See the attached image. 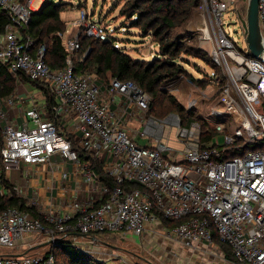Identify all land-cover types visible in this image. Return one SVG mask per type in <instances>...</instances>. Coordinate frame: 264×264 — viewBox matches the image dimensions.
<instances>
[{"label":"built area","instance_id":"built-area-1","mask_svg":"<svg viewBox=\"0 0 264 264\" xmlns=\"http://www.w3.org/2000/svg\"><path fill=\"white\" fill-rule=\"evenodd\" d=\"M202 1L201 9L194 12L203 25L198 30L205 43L214 40L209 54L222 68L225 80L218 89L219 104L211 109L217 119L206 120L218 133L209 144L201 141L199 122L186 126L174 113L164 119L148 115L151 97L136 83L113 79L106 86L96 75L76 73L73 55L80 48L81 37L109 40L105 30L88 21L86 11H81L75 24L82 30L74 38L59 34L66 39L69 55L63 68L52 69L44 60L46 46L36 48L20 31L30 22L32 0H0L11 20L0 38V61L18 82L24 74L44 84L57 98L51 109L36 101L29 107L15 95L0 100V183L2 176L9 181L11 170L24 164L46 165L59 156L76 167L91 192L99 190L97 200L75 199L65 214L53 205L33 201L43 220L17 208L2 211L0 264H55L53 253L2 252V248H23L31 235H45L53 245L69 235H85L91 243L98 241L91 236L101 233L141 236L160 220L156 213L171 221L185 220L163 229L169 240L193 248L202 242L214 244L217 237L230 249L234 264H264V144L232 158L223 157L226 147L264 143V62L251 57L248 47L242 51L223 27L224 13L238 0ZM259 16L264 35V0H259ZM32 96L33 100L37 97ZM117 96L122 116L112 108ZM228 118L236 123L234 135L221 122ZM61 119H65L68 133L63 132ZM133 120L140 125L136 133L128 129ZM173 127L184 145L182 152L163 141L166 133L171 137ZM222 133H226L224 143ZM80 150L90 160L82 161ZM178 156L181 161H176ZM93 161L100 162L112 178V188L101 180ZM130 184L139 187L128 189ZM13 188L19 197L28 199L20 187ZM0 194L10 195L11 191L1 188Z\"/></svg>","mask_w":264,"mask_h":264},{"label":"trees","instance_id":"trees-1","mask_svg":"<svg viewBox=\"0 0 264 264\" xmlns=\"http://www.w3.org/2000/svg\"><path fill=\"white\" fill-rule=\"evenodd\" d=\"M19 1L27 3L29 0ZM66 2L63 0H44L38 10L32 11L28 25L20 30L24 38H30L34 41L36 48L40 45L46 46L47 51L44 60L52 69L63 68L69 55L65 47V39H62L59 35L60 33H68V24L61 17V14L67 9V4H72ZM120 5V17L126 18L132 28L140 29L145 38H153L159 48L157 55L152 60L147 61L135 59L124 49L117 47L113 39L109 38V40L101 41L82 36L80 48L73 55L76 73L96 75L100 83L106 86L113 79L136 83L151 97L148 115L164 119L174 113L181 117L182 124L186 126L192 122H199L203 129L201 141L209 144L218 135L216 128L198 117L194 110L184 108L165 89L181 75L189 76L193 83H202L201 79H195L193 75L188 73L182 62L188 64L189 61L183 56L193 57L205 62L212 71L210 82L218 83L220 88L225 84L222 68L213 62L209 52L187 44L188 39H192L187 31V26L192 20L194 12L201 9L203 1L117 0L116 7ZM10 24L11 20L8 13L0 7V35L5 33L6 27ZM209 59L212 65L209 64ZM20 78L22 81L40 89L49 109L56 105L57 98L44 84L31 81L24 74H21ZM17 89L18 81L15 76L10 73L8 65L0 61V100L14 96ZM237 144H241V142ZM263 144L226 147L223 150V157L232 158L241 155L246 150L261 148ZM79 152L82 158L87 157L90 160L87 153L82 150ZM93 167L104 184L110 188L115 185L112 178L104 173L100 162L93 161ZM126 187L134 189L139 186L130 184ZM1 188L10 190L11 194L4 196L0 194V213L8 208H17L28 211L35 218L43 220L33 206H30L26 200L16 194L13 186L4 176L1 179L0 190ZM156 214L164 224L168 225V228H174L185 221H171L165 219L160 213ZM215 242L226 250L227 256L232 258L230 249L219 243L217 237H215ZM50 248L44 255L53 253L55 264H105L93 262L85 252L75 246L71 240L69 241L68 237L60 239L55 245L52 244Z\"/></svg>","mask_w":264,"mask_h":264},{"label":"rangeland","instance_id":"rangeland-1","mask_svg":"<svg viewBox=\"0 0 264 264\" xmlns=\"http://www.w3.org/2000/svg\"><path fill=\"white\" fill-rule=\"evenodd\" d=\"M67 4V9L63 12L62 18L66 20L67 26V38H74L75 35L81 31L80 25H75L81 17V11L84 10L88 14V21L96 23L100 28L108 33L110 39L115 40V45L124 49L135 59L152 60L158 53V46L153 41L152 37H144L143 33L138 28H132L130 22L126 18L120 17V8L116 7L117 0H63ZM44 0H32L30 7L32 11L39 9L42 6ZM249 0H238L232 4L228 11H226L222 17L223 27L226 33L236 42L238 47L242 51H246L247 43L244 29L241 23L240 15L245 18L248 8ZM202 21L200 17L193 15L192 20L187 26L188 33L192 36V39H188L187 44L196 46L200 49H205L211 53L214 45V40L205 43L201 37L203 36L199 28H202ZM1 38V35H0ZM66 41V39L64 40ZM188 59V64L182 62L185 65L188 73L193 75L195 79H201L202 83H193L189 76L181 75L175 82L168 85L165 89L169 95H173L176 101L181 104L187 110H194L196 115L206 120H216L212 113V107L219 104V92L220 88L218 83H212L211 75L212 71L210 66L205 62L195 59L193 57L183 56ZM209 64L212 65L209 59ZM224 78V77H223ZM214 82V81H213ZM19 85V84H18ZM20 87V86H19ZM191 105V106H190ZM227 124L230 129L229 134L234 135L233 131L236 127V123L228 118L226 121H221ZM139 128V125H138ZM170 128L167 126L165 131L168 132ZM177 128H172L171 137L168 138V133L165 134L164 142L169 147L182 152L184 145L177 139ZM224 134L221 135V142L224 143ZM176 161H181V157L178 156ZM12 172V170H11ZM9 173L8 176L15 183V174ZM99 241L91 243L89 239L83 237L68 238L75 246L85 252L93 262H102L105 264H126L130 259L131 254L137 251L139 248V239L137 236L127 232L116 233H101L97 234ZM214 244H217L214 242ZM137 247V248H135ZM180 247V246H178ZM51 249V248H50ZM3 253H21L23 248L13 251L12 249L2 248ZM49 251V248L42 250L37 255L45 254ZM31 254V253H30ZM211 256H205L200 252H194L193 264H234L233 262L221 261L212 262ZM191 260V261H192ZM209 260V261H208ZM143 264V262H140ZM145 264V263H144Z\"/></svg>","mask_w":264,"mask_h":264},{"label":"crops","instance_id":"crops-1","mask_svg":"<svg viewBox=\"0 0 264 264\" xmlns=\"http://www.w3.org/2000/svg\"><path fill=\"white\" fill-rule=\"evenodd\" d=\"M62 20L66 22L65 19L62 18ZM18 84L15 96L24 99L25 105L30 107L33 105V101H36L39 105L46 106V99H44V96L42 98L39 96L42 94L40 89L24 81L18 82ZM106 92L107 88L104 87L103 94H106ZM32 94L37 96L35 97V100L32 99ZM119 101L120 98L117 96L113 102L112 108L119 116H122L123 112L118 106ZM14 112V109H11L10 114L13 115ZM60 123L63 132L68 133V129L64 127V124L66 123L65 119H61ZM19 124H23L22 118H19ZM138 125L139 122L137 121H129L128 129L132 133H136ZM136 139L140 144L145 145V140L140 137H137ZM81 160L85 162L89 159H87V157H81ZM27 172H30V177H27ZM11 173L16 174L15 183L9 177L10 184L20 187L23 190L28 197L26 201L30 206H33V201L40 205H53L58 210V213L65 214L75 199L85 202L89 200V198L97 200L99 197V190L96 189L93 190L95 192H91L89 189L91 187L88 184H85L86 186H84L83 181H81L82 177L78 173L76 167L72 163L62 160L59 156L53 157L49 164H24L21 169H14ZM64 175H67V178H64ZM33 207L37 210L36 206ZM165 228H168V225L164 224L163 221L158 220L150 224L143 235H135L139 239L140 246L139 248L135 247L137 248V251L131 254L132 258L126 259L128 260L126 263L193 264L192 259L194 252H200L205 256L210 255L211 258H213L212 262L217 263L219 260L220 262L222 260L228 263L233 262L232 258L227 256L228 254L226 250L218 244L202 242L197 243L193 248H188L178 241L165 238L163 235V229ZM80 237L86 239L85 236ZM68 238H73V236L69 235ZM96 238L100 242L99 237L96 236ZM51 245L52 243L47 236L31 235L27 238L26 243L24 244L23 253L39 254L42 250L47 248L50 249Z\"/></svg>","mask_w":264,"mask_h":264},{"label":"water","instance_id":"water-1","mask_svg":"<svg viewBox=\"0 0 264 264\" xmlns=\"http://www.w3.org/2000/svg\"><path fill=\"white\" fill-rule=\"evenodd\" d=\"M240 17L249 54L264 62V35L260 24L259 0H249L246 17L243 18L241 15ZM91 238L96 237L91 236Z\"/></svg>","mask_w":264,"mask_h":264}]
</instances>
